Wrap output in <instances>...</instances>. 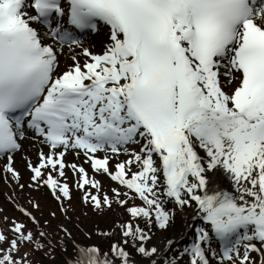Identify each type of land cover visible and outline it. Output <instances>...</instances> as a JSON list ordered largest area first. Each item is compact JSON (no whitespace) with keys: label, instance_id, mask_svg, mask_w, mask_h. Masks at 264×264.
I'll list each match as a JSON object with an SVG mask.
<instances>
[{"label":"snow or ice","instance_id":"6c2138e0","mask_svg":"<svg viewBox=\"0 0 264 264\" xmlns=\"http://www.w3.org/2000/svg\"><path fill=\"white\" fill-rule=\"evenodd\" d=\"M0 159L63 215L13 192L0 264H264V0H0ZM75 193L122 216L106 250Z\"/></svg>","mask_w":264,"mask_h":264},{"label":"rangeland","instance_id":"374dc122","mask_svg":"<svg viewBox=\"0 0 264 264\" xmlns=\"http://www.w3.org/2000/svg\"><path fill=\"white\" fill-rule=\"evenodd\" d=\"M33 144V146L30 147V145ZM35 146V147H34ZM40 145L36 142H30L27 144L26 148L27 150L21 155L17 157V163L16 165L17 169L22 174V182L27 183L28 177L30 175L29 170L26 167V159H32L33 162H35L36 159V153H37V147ZM31 148V149H30ZM30 150V151H29ZM123 158V157H122ZM71 159V157H70ZM4 164V160H0V167ZM19 167V168H18ZM105 183L107 184L108 181L105 180ZM13 192L16 193L15 199L19 200L22 203H27V201L31 198H36L40 201L41 208L38 212H36V215L41 219L45 220L46 216L49 213V207H50V201L48 198V195L44 189H41L40 191H33L31 189H25L24 193H21L19 188L16 187L15 182L8 180H5L3 178V172L0 171V222H2L3 214L6 213H15L16 208L13 206V203L8 200V197L13 194ZM75 198L73 202L75 203V206L77 207V210L80 208V199H79V193H75ZM120 211V210H119ZM108 213L103 215H98L96 213H91L90 216L83 217L82 222L80 223L79 230L82 233L85 232H98L102 227V224L107 227H111L113 224V221L117 220L119 216H117V212L113 211H107ZM63 220V216L57 217L56 220H54V225H57L60 221ZM77 222V220H76ZM68 228L70 229V221H66ZM55 264V263H54ZM57 264V263H56Z\"/></svg>","mask_w":264,"mask_h":264},{"label":"trees","instance_id":"16d2710c","mask_svg":"<svg viewBox=\"0 0 264 264\" xmlns=\"http://www.w3.org/2000/svg\"><path fill=\"white\" fill-rule=\"evenodd\" d=\"M48 231H49L50 234H52L54 242L58 243L61 234L59 233V230H58L57 226L54 227V228H53V226H51V227L49 226L48 227ZM79 241H82V242H85V243H90L91 240L88 237H86L84 235H81V236H79ZM108 243H109V240L104 237L102 239V244H101L103 249H105V250L107 249ZM37 253H38V257L35 260L34 264H45L46 262L50 263V261H53L56 264V263H58L57 262L58 259L62 258V255L60 254L58 249H57V251L55 253H53L52 255H49V256H46V255H44L41 252H37Z\"/></svg>","mask_w":264,"mask_h":264},{"label":"bare ground","instance_id":"6f19581e","mask_svg":"<svg viewBox=\"0 0 264 264\" xmlns=\"http://www.w3.org/2000/svg\"><path fill=\"white\" fill-rule=\"evenodd\" d=\"M31 146H33V144H31L30 147H31ZM188 238H191V236L189 235ZM188 238H187V239H188Z\"/></svg>","mask_w":264,"mask_h":264}]
</instances>
